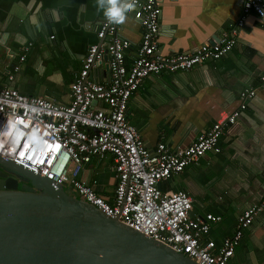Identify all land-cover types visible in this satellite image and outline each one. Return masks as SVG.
<instances>
[{
    "label": "crops",
    "instance_id": "obj_1",
    "mask_svg": "<svg viewBox=\"0 0 264 264\" xmlns=\"http://www.w3.org/2000/svg\"><path fill=\"white\" fill-rule=\"evenodd\" d=\"M158 46L163 54H179L216 42L238 19L241 0H157ZM264 1V0H263ZM104 19L97 0H0V87L26 96L70 102L87 49L97 44ZM121 33L135 48L141 28L128 13ZM30 44L19 62L22 48ZM19 66L18 71L13 68ZM13 76V79L9 77ZM264 27L247 15L232 49L187 71L151 74L129 99L126 117L153 152L158 143L168 149L190 145L213 123L224 121L239 105V93L257 94L236 125L219 141V153L208 152L180 174L160 183L163 191L184 190L192 199L191 216H220L207 239L217 245L235 231L237 217L264 201ZM96 107L104 105L97 103ZM111 155L93 157L78 178L93 184L112 202L115 187ZM227 264H264V210L243 230Z\"/></svg>",
    "mask_w": 264,
    "mask_h": 264
},
{
    "label": "built area",
    "instance_id": "obj_2",
    "mask_svg": "<svg viewBox=\"0 0 264 264\" xmlns=\"http://www.w3.org/2000/svg\"><path fill=\"white\" fill-rule=\"evenodd\" d=\"M129 2L135 3L129 14L141 28L139 44L133 48L121 33L122 25L110 24L104 18L97 29V44L88 47L70 84L67 105L0 87V157L48 178L54 186L66 187L107 217L118 218L196 264H227L243 230L264 210V201L244 209L237 217L235 231L217 245L206 236L220 216L207 213L203 218L192 217L189 194L184 190L163 191L160 183L180 174L204 154L219 153L220 137L236 125L258 89L242 90L238 107L224 121L213 123L190 145L174 149L158 143L153 152L148 151L129 124L126 111L130 97L145 77L187 71L220 59L234 46L249 14L264 27V1L241 0L238 19L216 42L179 54H163L159 49L158 1ZM29 47L22 48L20 63ZM18 69L17 65L13 71ZM259 89L264 90L263 77ZM93 102L104 107L93 106ZM104 154L113 159L112 202L96 192V180L91 184L78 178L84 164Z\"/></svg>",
    "mask_w": 264,
    "mask_h": 264
},
{
    "label": "water",
    "instance_id": "obj_3",
    "mask_svg": "<svg viewBox=\"0 0 264 264\" xmlns=\"http://www.w3.org/2000/svg\"><path fill=\"white\" fill-rule=\"evenodd\" d=\"M0 264L196 263L0 157Z\"/></svg>",
    "mask_w": 264,
    "mask_h": 264
},
{
    "label": "clouds",
    "instance_id": "obj_4",
    "mask_svg": "<svg viewBox=\"0 0 264 264\" xmlns=\"http://www.w3.org/2000/svg\"><path fill=\"white\" fill-rule=\"evenodd\" d=\"M97 7L103 11V16L108 23L124 25L135 3L129 0H97Z\"/></svg>",
    "mask_w": 264,
    "mask_h": 264
},
{
    "label": "rangeland",
    "instance_id": "obj_5",
    "mask_svg": "<svg viewBox=\"0 0 264 264\" xmlns=\"http://www.w3.org/2000/svg\"><path fill=\"white\" fill-rule=\"evenodd\" d=\"M23 186H24L23 183L20 182V183H19V188H21V187H23ZM73 195H74V196H77L76 193H73Z\"/></svg>",
    "mask_w": 264,
    "mask_h": 264
}]
</instances>
